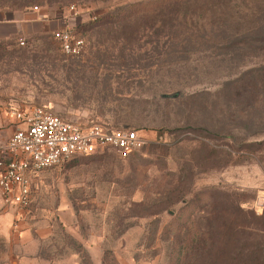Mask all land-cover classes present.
<instances>
[{
  "label": "rangeland",
  "instance_id": "rangeland-1",
  "mask_svg": "<svg viewBox=\"0 0 264 264\" xmlns=\"http://www.w3.org/2000/svg\"><path fill=\"white\" fill-rule=\"evenodd\" d=\"M154 1L0 0L76 13L86 45L67 57L52 34L0 42V106L147 140L130 160L105 152L41 173L28 210L0 201V264H170L190 203L215 190L264 214V0L129 10Z\"/></svg>",
  "mask_w": 264,
  "mask_h": 264
},
{
  "label": "built area",
  "instance_id": "built-area-1",
  "mask_svg": "<svg viewBox=\"0 0 264 264\" xmlns=\"http://www.w3.org/2000/svg\"><path fill=\"white\" fill-rule=\"evenodd\" d=\"M35 11L38 7L34 8ZM67 57H80L85 41L72 29L52 34ZM24 45V42H21ZM16 129L0 147V197L6 206L28 210L34 201V181L43 172L79 157L113 152L126 161L147 145L142 132L101 123L81 124L46 106H6Z\"/></svg>",
  "mask_w": 264,
  "mask_h": 264
},
{
  "label": "trees",
  "instance_id": "trees-1",
  "mask_svg": "<svg viewBox=\"0 0 264 264\" xmlns=\"http://www.w3.org/2000/svg\"><path fill=\"white\" fill-rule=\"evenodd\" d=\"M217 1L226 0H156L129 10H150L147 14L154 18L162 10H190ZM258 77L264 87V75ZM191 204L183 226L172 234L170 264H264V229L254 230L239 219L232 222L226 218L230 214L261 219L264 214L245 210L238 198L219 190L202 194Z\"/></svg>",
  "mask_w": 264,
  "mask_h": 264
},
{
  "label": "crops",
  "instance_id": "crops-1",
  "mask_svg": "<svg viewBox=\"0 0 264 264\" xmlns=\"http://www.w3.org/2000/svg\"><path fill=\"white\" fill-rule=\"evenodd\" d=\"M35 8V7H34ZM30 5L16 9H0V42H17L38 34H53L59 30L72 29L76 32L79 17L76 13L66 10L55 15L46 10H34ZM0 106V147L5 146L16 129L15 121ZM1 203L6 206L1 197ZM15 208L14 206H8ZM20 223L17 225L19 228ZM23 237H26L25 234Z\"/></svg>",
  "mask_w": 264,
  "mask_h": 264
}]
</instances>
